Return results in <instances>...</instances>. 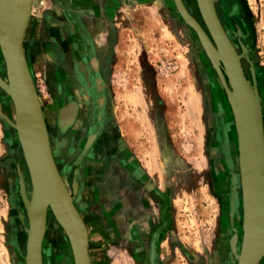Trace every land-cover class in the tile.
Wrapping results in <instances>:
<instances>
[{
	"label": "rangeland",
	"instance_id": "1",
	"mask_svg": "<svg viewBox=\"0 0 264 264\" xmlns=\"http://www.w3.org/2000/svg\"><path fill=\"white\" fill-rule=\"evenodd\" d=\"M37 1L33 11L37 4L38 8L43 7V27L48 26L51 32L72 27L89 41L81 17L97 19L98 12L106 13V29L110 27L113 32L107 49L105 114L99 126L88 123L76 139L73 132L58 134L50 128L48 103L53 90L45 81L43 69L35 72L30 64L29 29L23 40L47 120L54 160L88 227L92 264H141L142 256L148 263L152 250L153 259L159 264H198L199 257H208L211 252L222 218L220 198L226 196V189L238 192L240 208L242 200L232 106L227 98V103L213 106L212 95L206 94L200 84L192 61L194 52L190 50L193 45L204 51L199 38L184 22L181 28L187 30L188 40L174 34L159 0H44L40 5ZM185 1L200 16L197 0ZM213 3L240 56L245 76L256 88L264 125V0ZM86 45L89 47L90 41ZM53 48L60 63L66 65L63 50L54 45ZM93 49L89 51L91 59L95 56ZM82 51L84 66L81 61L70 65L78 80L88 63L87 51ZM214 72L212 68L208 71L212 85L215 78L223 91ZM4 75L0 54V76ZM98 81L101 80L92 75L80 81L83 99L91 106L97 97ZM60 88L59 85L54 91ZM69 91L65 88L63 96H73ZM74 94L81 101L79 94ZM9 100L0 88V264H18L9 239L13 228L15 236L21 234L20 245L25 244V227L18 221L12 224L14 169L18 177L20 172L26 174L29 189L26 181L25 189L28 194L31 192L16 130L7 121H14ZM226 115L234 123L231 129L227 128L228 138ZM163 223L164 228H160ZM51 233L46 230L43 264H53L50 240L54 237L48 240ZM55 242L58 253L62 245L57 239ZM234 259L237 262L236 250Z\"/></svg>",
	"mask_w": 264,
	"mask_h": 264
},
{
	"label": "water",
	"instance_id": "2",
	"mask_svg": "<svg viewBox=\"0 0 264 264\" xmlns=\"http://www.w3.org/2000/svg\"><path fill=\"white\" fill-rule=\"evenodd\" d=\"M30 1L0 0V53L6 75L5 79L0 76V85L3 84L6 88L0 87L4 88V92L11 97L14 105L16 121L9 119L7 121L15 128L17 139L19 138L31 182L30 194H33L35 200L33 211L29 215L30 224L25 260L26 264H41L40 237L43 231L45 209L50 206L54 209L71 240L75 264H90L86 247L87 233L51 155L35 84L30 76L28 62L26 63L27 58L25 59L24 55L25 50L23 51L22 47V36L30 10ZM174 2L180 14L197 31L203 48L207 47L205 52L212 63H217L216 69L225 89L230 93L229 86L218 64L220 62L218 57L220 58L235 94L236 105L231 98H229V102L234 116L235 109H237L238 115V155L241 189L245 196V204L251 196V210L247 208V205L244 208L243 235L238 264H256V257L259 254H261L260 256L264 255V252L261 253L258 249L256 257H252L250 244L251 219L259 214V224L262 226L260 244L264 245V125H262L257 106V101L260 105L259 97L255 86H252L245 76L240 56L216 16L213 1L197 0V4L214 43L197 20L188 12L182 0H174ZM242 49L246 51L243 45ZM248 121L251 123L250 128ZM249 130L253 134L255 148L253 169L249 166L246 157V138ZM244 162L246 168L242 167ZM63 207L69 218L62 211Z\"/></svg>",
	"mask_w": 264,
	"mask_h": 264
},
{
	"label": "flooded vegetation",
	"instance_id": "3",
	"mask_svg": "<svg viewBox=\"0 0 264 264\" xmlns=\"http://www.w3.org/2000/svg\"><path fill=\"white\" fill-rule=\"evenodd\" d=\"M159 1H161L160 6L162 7V10L165 11V19L167 20L168 24H170L171 29L174 34H176L177 36H179L180 38L184 40L185 39L188 40V37H187L188 35L186 32L187 30L181 28V25H183L182 23L184 22L185 25H187L188 27L186 28L191 33H194V35H196L194 30L184 21L183 17L180 15L174 3V0H159ZM182 2L185 5L188 12L197 20V22L201 25V27L206 31V33L210 37L208 30L201 17V14L199 13L200 16L196 15L190 9L189 5L186 3L185 0H182ZM172 13H174V15H172ZM98 16L99 18L97 19L96 18L93 19L92 17L87 16V15L81 17L82 26L85 29V32H87V35L89 37V41H90L89 47L90 48L86 45V43L89 45V41L85 40L86 38H84L81 32H78L77 30H73L72 27L69 28L65 26L62 29L55 28V30H52L51 32L52 35L50 36V43H49L51 63L48 61V64L44 65L43 57H40V59L43 61L41 68L43 69L45 81L48 83L51 90H53L51 98H50V102L48 103V107L50 109V114H49L50 119L48 118L49 126L51 129L54 128V130L58 134L73 132L75 135V139L77 136L80 135L82 130L86 128L88 123L93 122L94 125L96 126L97 125L99 126L101 124L103 116L105 114V109H106L105 106H106L107 99H108V96L106 95L107 87H105L107 85L105 82L106 81V63L109 60L107 49H109L112 44L113 32L110 31V27L106 29L107 28L106 13L98 12ZM218 18H220V16ZM219 20H221V18ZM169 22H171L172 24ZM221 22L223 24L222 20ZM53 45L54 47L55 46L56 48L60 47V50H63L65 54L64 58L66 61L65 62L66 65H63L62 63H60L61 59L57 58L58 52L56 51L55 48H53ZM83 49H86L87 51V54L85 55H87L88 63L85 64V67H83L84 70L81 73V78L80 80H78L79 78L75 77L74 73L70 71V67H71L70 65L78 64V62L80 63V61L82 63V57H83L82 50ZM90 49H93L95 52L94 53L95 56L92 59L89 54ZM190 50L194 52L192 61H193V64H195L194 67L197 71L200 84L203 85V90L206 91V94L208 92L209 95L210 94L212 95V98H211L213 102L212 105L218 108L219 105H222L221 103L223 104L227 103V99L225 98L223 91L220 90V88L218 87V83L215 80V78H214L215 85H212V82L210 80L211 77H209L208 75V71L211 72V67L207 60V57L205 56L204 51H202V49L200 48L194 47L193 45L190 47ZM42 52H44L46 57H48L47 56L48 53L45 50H43ZM90 59H91V64H92L91 66H90ZM93 59L96 60L95 66L93 64ZM46 61L47 59H45V63H47ZM82 66H84V64ZM90 75L95 77V79L98 77L101 80L100 83L98 81L97 83L98 85H96L97 90L96 89L95 90L97 91V97L95 99V102H92L93 103L92 106L90 105L88 101L83 99L82 93L84 90L80 82V81H83L84 77L89 78ZM59 85L61 86L60 90L55 92L54 90H56ZM65 88L70 89L69 92H72L73 96H71L70 98L68 96H63L62 91L64 92ZM74 92H77L79 94V96L81 97V101L80 99L75 98ZM69 103H75L77 105L76 113H75V116L72 122L64 130H61L56 126V123H55L56 115L55 114L63 106ZM10 105L12 107L11 101H10ZM91 107L92 109L95 110V113H93ZM230 121H232L230 115L229 116L226 115L224 117V124H225L226 130L227 128L231 129V126H233V123ZM228 134H229V130L225 132L226 138H228ZM13 172L15 173V176H16V191L14 192V202H13V207L11 208L14 214V217L12 219V224L15 225V222L18 221V223H20L22 227L24 228L27 226L28 221H27L24 206H23L20 194H19L18 173L15 169L13 170ZM22 175L25 181L27 182V186L29 189V184H28L29 182L26 179V174L23 173ZM11 182H13V180H11ZM10 185L11 183H9V190H10ZM226 190L228 192L226 193V196L224 195L223 197H226L227 200L225 201L224 200L225 198L223 197L220 198L222 201V218L220 219L218 230L216 232L214 242L211 247V252L209 253L208 257H199L198 264H233V262H236L234 259V250H236V254L240 252L241 244H242L243 220H244L243 200H241V208H240V203L238 204V198L240 197L238 195V192L236 191L233 192L231 191L230 188H227ZM227 194H228V197H227ZM12 195H13V192H12ZM237 196L238 198H236ZM50 214L51 212L48 209L49 217L47 218V226H48L47 229L55 233L57 232V230H53V229H56V228L50 227L51 222H53V219H52L53 217ZM159 227L164 228V223L160 224ZM14 229L16 228L12 229L9 239L11 240V243L15 249V252L18 255V264H23L24 261L22 260L21 262V258H23L25 244L23 246L22 244L20 245L21 234L17 233V235L15 236L13 234ZM87 230H88V227H87ZM167 231H168V225H167V218H166V213H165V233ZM88 235H89V231H88ZM50 238H52V236H48V240H50ZM25 239H26V233H25ZM233 240H234V249L232 246ZM50 242L52 244V247L50 248V257L52 259L53 264H62L61 259L58 256V253H56L57 248H56L55 239L52 238ZM89 244H90V239H89ZM63 248L64 246H62V248L60 247L61 250ZM66 248H68V245H66ZM88 248H89V254H90L89 245H88ZM44 250L45 249L43 248V252H42L43 262H44V253H45ZM153 256H154V251L152 250L149 256L151 259L149 260L148 263L147 261H145V259H142L143 256L140 257L141 264H159L158 262L154 261ZM260 263L263 264L264 261L259 262V264ZM91 264H92V261H91Z\"/></svg>",
	"mask_w": 264,
	"mask_h": 264
},
{
	"label": "bare ground",
	"instance_id": "4",
	"mask_svg": "<svg viewBox=\"0 0 264 264\" xmlns=\"http://www.w3.org/2000/svg\"><path fill=\"white\" fill-rule=\"evenodd\" d=\"M34 1L35 0H31L30 1V10H29V13H28V17H27V21H26V25H25V29H24V32H23V36H22V47H23V51H24V46H23V40L27 34V29H28V25H29V22L31 21V17H32V14H33V9H34ZM213 1V0H212ZM175 3V2H174ZM22 4V3H21ZM176 5V4H175ZM177 7V6H176ZM213 7H214V3H213ZM215 9V7H214ZM180 13V12H179ZM215 13H216V10H215ZM200 14H201V10H200ZM181 15V14H180ZM182 16V15H181ZM216 16H217V13H216ZM183 17V16H182ZM202 17V16H201ZM218 18V16H217ZM184 21L194 30V32L196 33L197 37L200 39L197 31L194 29V27L189 23V21H187V19H185L183 17ZM203 19V18H202ZM219 20V18H218ZM204 22V20H203ZM220 22V20H219ZM221 23V22H220ZM206 28H207V25L206 23L204 22ZM222 26V24H221ZM223 27V26H222ZM224 29V28H223ZM208 30V29H207ZM209 33V31H208ZM225 34H227L225 32ZM210 35V33H209ZM228 37V35H227ZM211 39V41L213 42V39L210 35L209 37ZM229 38V37H228ZM203 43V42H202ZM214 43V42H213ZM205 47V46H204ZM204 51L207 49L206 48H203ZM1 54V53H0ZM24 55H25V59H26V54L24 52ZM207 55V54H206ZM2 57V56H1ZM218 57V56H217ZM219 59V66H220V69H221V72L222 74L224 75L225 77V80L227 82V85L229 86V89H230V93L225 89V86L223 84V81L216 69V66L217 63H212V61L210 60V58H208V61H210V67L213 69V72L215 70L217 76H218V79H219V82L221 83V86H222V89H223V94L225 96V98L228 99L229 101V98H231V100H233L234 104L236 105L235 103V94H234V91L232 90V87H231V84L229 82V79L227 77V74L225 72V68H224V65L222 64L220 58L218 57ZM2 62H3V59H2ZM26 63H27V59H26ZM95 63H96V60L93 59V64L95 66ZM28 67V70H29V73H30V76H31V72H30V69H29V66ZM3 68H4V72H5V66H4V62H3ZM214 72V73H215ZM5 76L4 77H1L3 79H5ZM32 78V76H31ZM5 82H7V80H4ZM98 83V82H97ZM1 84V83H0ZM1 87H5V85H0ZM0 87V88H1ZM3 88V89H4ZM2 89V88H1ZM2 89V90H3ZM36 90V89H35ZM5 91V90H3ZM6 93V92H5ZM36 94H37V97H38V100H39V96H38V93L36 91ZM8 95V94H7ZM8 98L11 100V103H12V107H13V116H14V121H16V115H15V110H14V105H13V102H12V99L11 97L8 95ZM256 99V97H255ZM257 101V99H256ZM39 104H40V107H41V111H42V116H43V120H44V123H45V129L47 131V137H48V143H49V147H50V151H51V155L54 159V156H53V151H52V148H51V141H50V133H49V129H48V125H47V120L45 118V114H44V111H43V108L41 106V103H40V100H39ZM257 106H258V109H259V112H260V117H261V122H262V125H263V116L261 115L262 114V111H261V108H260V105L257 101ZM76 109H77V105L75 103H69L65 106H63L55 115H56V119H55V123H56V126L61 129V130H64L73 120L74 116H75V113H76ZM234 115V113H233ZM235 118H236V122H235V134H236V140H237V145H238V149H239V138H238V129H237V123H238V115H237V109H235V116H234V121H235ZM234 124V123H233ZM250 121H248V127L250 128L251 125H250ZM239 125V124H238ZM264 127V126H263ZM263 132H264V129H263ZM93 139V134L92 136L89 137V141L88 143ZM247 142H246V145H247V150H246V157H247V160H248V164L249 166L251 167V169L254 168V160H253V157H254V154H255V148H254V140H253V134L252 132L249 130L248 134H247ZM18 142H19V138H18ZM19 145H20V142H19ZM87 145V144H86ZM55 162V160H54ZM55 166L59 172V169L57 167V164L55 162ZM244 166V168H246V164L245 162L242 163V167ZM59 175L63 181V184L65 185V188L67 190V193L69 194V196L71 197V202L73 204V206L75 207L77 213L79 214L82 222H83V225L85 227V230H86V233H87V237H86V247H87V254H88V258H89V263L91 264V260H90V254H89V248H88V245H89V237H88V230H87V227H86V224L83 220V217L81 216L79 210L77 209L74 201H73V198L72 196L70 195L69 193V190L59 172ZM19 189H20V197H21V200H22V203L24 205V209H25V213H26V217H27V221H28V224L27 226L25 227V233H26V239H25V246H24V253H23V261H24V264H26V253H27V243H28V233H29V224H30V219H29V215H31L32 213V209L34 207V203H35V200H34V196L33 194H28L27 193V190L25 189V180L23 178V175L22 173L20 172L19 173ZM250 194V193H249ZM250 199H251V196L250 198H248V202L247 204H245V196L242 194V200H243V217H244V208H245V205H247V208L249 210H251V202H250ZM48 209L50 210L51 212V216L53 217L54 221L51 222L52 223V228H56V229H53V230H57V232L55 233H51L52 237H54V239H57L59 241V243H61L62 246H64V248L61 250L59 247V249L57 250L58 252V255H59V258L61 259V262L62 264H75V258H74V252H73V248H72V243H71V240L66 232V230L64 229V227L62 226L61 222L59 221L58 217L56 216V213L54 211V209L50 206H48L46 209H45V217H44V223H43V231H42V234H41V239H40V244H39V256H40V261H41V264H43V256H42V247H43V244H44V240H45V235H46V230H47V218L49 217L48 215ZM62 211L65 213V215L68 217V213L66 211V209L63 207L62 208ZM22 217V216H21ZM69 218V217H68ZM251 234H250V244H251V256L252 257H256V250L259 249V252L263 253L264 252V245H261L260 244V237H261V232H262V226L259 224V214H256V216H253L252 219H251ZM54 224V226H53ZM51 226V225H50ZM235 240V238H234ZM234 240L232 242V246H233V249H234ZM66 245H68V248H66ZM241 250V249H240ZM239 254H236L237 256V264H238V257H239ZM255 255V256H254ZM261 254H259L260 256ZM256 257V264H258L260 258L263 256H260V257Z\"/></svg>",
	"mask_w": 264,
	"mask_h": 264
},
{
	"label": "crops",
	"instance_id": "5",
	"mask_svg": "<svg viewBox=\"0 0 264 264\" xmlns=\"http://www.w3.org/2000/svg\"><path fill=\"white\" fill-rule=\"evenodd\" d=\"M54 2H57L58 0H52ZM40 5V3L44 2V0H38L37 1ZM43 7L39 6L38 4L35 7V10L32 14L31 21L29 22L28 29L30 31V42L28 48V58L30 59V64L33 68V71H42V64L44 61V65L48 64V61H50V36L52 35L50 28L43 27ZM44 28V29H43ZM45 50L48 53V57L42 52ZM40 57H43V61L40 59ZM45 59H47V63H45ZM40 68V69H39Z\"/></svg>",
	"mask_w": 264,
	"mask_h": 264
}]
</instances>
